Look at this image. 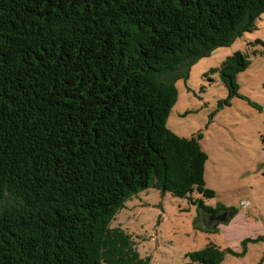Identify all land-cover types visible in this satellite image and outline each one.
<instances>
[{"label": "trees", "instance_id": "16d2710c", "mask_svg": "<svg viewBox=\"0 0 264 264\" xmlns=\"http://www.w3.org/2000/svg\"><path fill=\"white\" fill-rule=\"evenodd\" d=\"M263 15L264 0H0V264H150L111 222L150 188L215 197L200 140L167 127L175 82ZM250 65L236 52L212 71L228 100Z\"/></svg>", "mask_w": 264, "mask_h": 264}, {"label": "rangeland", "instance_id": "374dc122", "mask_svg": "<svg viewBox=\"0 0 264 264\" xmlns=\"http://www.w3.org/2000/svg\"><path fill=\"white\" fill-rule=\"evenodd\" d=\"M236 52L248 54L251 65L237 76L238 95L228 100L212 71ZM175 85L178 100L167 127L200 140L209 156L206 186L216 195L195 191L180 198L146 189L124 203L110 226L127 232L150 264H190L189 254L211 244L225 252L220 264H264V15L256 31L216 48ZM200 200L228 221L213 224Z\"/></svg>", "mask_w": 264, "mask_h": 264}, {"label": "flooded vegetation", "instance_id": "af4514ba", "mask_svg": "<svg viewBox=\"0 0 264 264\" xmlns=\"http://www.w3.org/2000/svg\"><path fill=\"white\" fill-rule=\"evenodd\" d=\"M210 216H213L212 217V223L213 224H215V225H217L218 223H219V221L222 219V218H224L222 215H221V213L220 214H210Z\"/></svg>", "mask_w": 264, "mask_h": 264}, {"label": "water", "instance_id": "95a60500", "mask_svg": "<svg viewBox=\"0 0 264 264\" xmlns=\"http://www.w3.org/2000/svg\"><path fill=\"white\" fill-rule=\"evenodd\" d=\"M228 218L229 217H224V218L221 219V221H225L226 222V221H228Z\"/></svg>", "mask_w": 264, "mask_h": 264}]
</instances>
